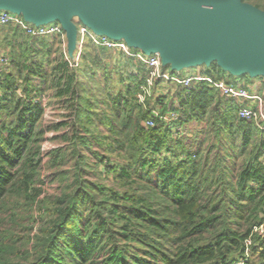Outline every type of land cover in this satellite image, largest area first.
I'll return each instance as SVG.
<instances>
[{"label":"trees","instance_id":"trees-1","mask_svg":"<svg viewBox=\"0 0 264 264\" xmlns=\"http://www.w3.org/2000/svg\"><path fill=\"white\" fill-rule=\"evenodd\" d=\"M241 1L264 11V0ZM8 27L0 264H264L255 231L264 225V130L237 117L239 104L195 82L179 87L172 109L153 96L140 102L145 75L119 76L115 88L103 48L89 40L72 67L58 37ZM200 68L216 81L263 79ZM56 103L67 120L45 124ZM192 123L203 127L187 131ZM49 131L53 147L44 146Z\"/></svg>","mask_w":264,"mask_h":264},{"label":"water","instance_id":"water-1","mask_svg":"<svg viewBox=\"0 0 264 264\" xmlns=\"http://www.w3.org/2000/svg\"><path fill=\"white\" fill-rule=\"evenodd\" d=\"M0 10L35 26L60 24L70 57L77 18L174 72L216 63L230 76L264 79V11L241 0H0Z\"/></svg>","mask_w":264,"mask_h":264},{"label":"built area","instance_id":"built-area-1","mask_svg":"<svg viewBox=\"0 0 264 264\" xmlns=\"http://www.w3.org/2000/svg\"><path fill=\"white\" fill-rule=\"evenodd\" d=\"M76 24V48L75 53L70 57L66 50V37L65 33L58 23L47 25L35 26L27 23L19 15H16L7 10H0V27L14 26L26 37H58L62 42L63 54L65 60L70 62V66L77 67L80 62L81 49L86 40H89L94 46L107 50L119 51L123 56L138 60L139 63L147 66L150 70L149 76L163 78L167 81H173L182 88L189 89L191 83H206L210 88L215 89L221 97L230 98L236 103H239L237 117L245 121H255L260 124V128L264 130V107L261 97L248 91L242 86H233L226 82V79L214 80L210 77L203 76L200 72H195L190 76L183 77L177 74L172 77L167 73H162L158 69L162 67L160 58L156 54L145 55L139 50H132L123 41L111 40L105 36H99L92 33L88 28ZM136 51V52H135ZM6 52H0V73L6 71L9 67V60ZM161 64V65H160ZM163 68V67H162ZM148 79V78H147ZM146 79V82H147ZM249 103V104H247ZM154 115H157L154 113ZM175 118V117H171ZM170 118L164 117L163 121L168 122ZM147 126H152V122H147ZM259 127V126H258ZM255 231L264 233V225L256 228Z\"/></svg>","mask_w":264,"mask_h":264},{"label":"rangeland","instance_id":"rangeland-1","mask_svg":"<svg viewBox=\"0 0 264 264\" xmlns=\"http://www.w3.org/2000/svg\"><path fill=\"white\" fill-rule=\"evenodd\" d=\"M74 23L75 24L78 23L77 18H74ZM8 29H9V27H7L5 30H8ZM25 38H27V37H25ZM30 38H32V37H30ZM6 39H7V41L13 42V38L10 36H7ZM6 39H4V33L0 32V52H2V51L4 52L5 48H3V45H5ZM17 40L18 39H16L15 41H17ZM65 44H66V50H67V43H65ZM17 49H18V47H17ZM36 49H38V48H36ZM112 51H116V50H112ZM74 53H75V50H74L73 54ZM81 53H82V49H81ZM5 55H7V54H5ZM98 57H99V63H101L102 65H106L111 69V73L113 74V81H114L113 86H115V88L121 87L120 85H118L119 76L122 77L123 79H126V77L129 73H136V74L140 73L141 76L145 75L146 79L148 78L147 79V87L143 88V94L144 95L139 97L140 102L144 101L145 96L150 97L156 93V97L158 96L156 99H164L163 102L167 105L168 109H172V106L176 105V102L172 103V102H174L173 101V95H175L177 90L181 89V88H179L181 86L177 85L175 82L164 80L161 77L158 78L155 76H152V77L149 76L148 74H149L151 69H149L147 66L139 63V61L135 60V59L127 60L126 58L123 59V58L116 57V56L113 58L112 56L109 57V56H100V55H98ZM39 58H40V56L36 57V59H39ZM79 64H81V61L78 63V65ZM162 67L159 66V68H158L160 70V72L167 73L168 75H170L172 77L173 76L176 77L177 74H179L183 77H186V76H190V75L194 74L197 71L200 72V70H201L200 67L198 68V70H195L193 72L191 71V69H183L180 72H176L175 75H173L170 72L169 66H162ZM140 69L141 70L144 69L145 72H144V70H142L143 71L142 72ZM96 76H98V74H96ZM34 82L37 85L40 81L37 78V79H35ZM243 83H244V85H246L245 82H243ZM253 83H254L255 89L257 90V93H259L261 95V96L259 95V97H262L264 99V80L255 79ZM42 87H43V85H42ZM47 101H49V100H47ZM157 107H158V105H157ZM67 113H68V110L65 111L63 109L62 105H59L58 103H56L54 106L50 105V107H46V114H45V122L44 123L51 125V123H56L58 121L61 122L63 120H67V118H65V115L67 117ZM155 114H157V112H155ZM171 116L176 117L174 115H171ZM168 118H170V117H168ZM165 123H168V122H165ZM258 126L260 127V124H258ZM201 127H203V126H201V124L199 126L198 124L192 123L188 126L187 131L188 130H198L199 131V129ZM185 134H186V132H184L183 135H185ZM51 135L55 136V135H57V132L49 131L47 133L46 137L48 140L44 144L45 147H53L54 145L58 144V142L56 140H52L53 138L51 137ZM49 137H51V138H49ZM263 162H264V160H263ZM45 188L47 189V194L51 193L53 195L57 192L56 185L46 186Z\"/></svg>","mask_w":264,"mask_h":264},{"label":"crops","instance_id":"crops-1","mask_svg":"<svg viewBox=\"0 0 264 264\" xmlns=\"http://www.w3.org/2000/svg\"><path fill=\"white\" fill-rule=\"evenodd\" d=\"M99 53V55L100 56H109V57H120V58H123V59H125V56H123L119 51L117 52V51H112V50H107V49H103V51L100 53V52H98ZM195 70H198V68H196V69H191V71L193 72V71H195ZM171 72V71H170ZM198 72V71H197ZM176 73V72H175ZM262 80H264V79H262ZM227 81V80H226ZM254 82V81H253ZM228 83V82H227ZM228 84H230V85H233V86H242V87H244V88H246V89H248V91H250L251 93H253V94H255V95H260L259 93H257V90L255 89V87H254V83H247L246 85H244V83L243 82H241V81H234L233 83L232 82H229ZM253 88V89H252ZM257 88V87H256ZM153 96V98H157L156 97V93L155 94H153L152 95ZM160 96V95H159ZM261 96V95H260ZM227 99H230V98H227ZM261 99H262V104H263V107H264V99L261 97ZM234 101V100H233ZM237 104H239V103H237ZM247 104H249V103H247ZM263 160H264V158H263Z\"/></svg>","mask_w":264,"mask_h":264}]
</instances>
